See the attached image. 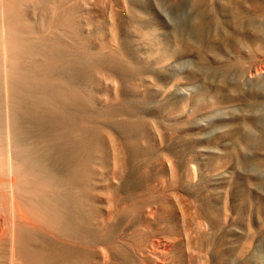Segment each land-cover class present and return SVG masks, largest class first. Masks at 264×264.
Listing matches in <instances>:
<instances>
[{
  "label": "rangeland",
  "instance_id": "rangeland-1",
  "mask_svg": "<svg viewBox=\"0 0 264 264\" xmlns=\"http://www.w3.org/2000/svg\"><path fill=\"white\" fill-rule=\"evenodd\" d=\"M178 1L70 0L71 5L69 4V6L75 4V7H77L75 15L78 32L73 37L66 33V40L74 42V47H78L81 53L91 54L92 52V55L95 56L107 54L104 58L106 60L102 61L106 63L100 64V62H96L97 64H91L90 73L81 85L85 88L81 87V92H79L80 98H84L83 96L86 95L85 99L88 100V103L92 99L90 101L91 105L94 108L99 107L96 109H99V112H105V114H100L95 110L97 113H95L96 116L93 118L96 132L94 152V176L96 178L94 181L98 180L97 184L95 183L94 192V195L97 196H94L96 210L94 223L100 233H102L101 229H105L106 226L107 231L108 226H116L111 244L124 247L131 254L133 253L132 257L137 264H142V259L152 261L155 256L159 259L161 258L160 260H163L164 264H213V262L215 264H257L247 263V261L248 255L251 257L253 254H259V256L264 257V252L259 251L261 247H264V207L262 205L264 204L262 200L264 194L257 187L261 181L257 179L254 181L253 179L251 183L247 180L245 185L250 186L247 187L249 189L248 194L242 190L244 181L237 185H235V182H230L232 175L230 167L232 166L233 157L236 158L237 155L236 160L241 154L246 153L250 156L251 162L255 164L264 154V144L262 146L255 144L253 145L254 147L248 146L250 142L244 135L243 127V124L250 125L253 133L255 132L254 135L256 134L255 136L264 134V90L260 88L261 83L263 84L261 81L264 79V0H201L200 3L186 0L182 4H177ZM67 6V4H62L59 10L65 14ZM47 7L46 33L50 34L51 28L48 29V26L51 22L52 6L49 3ZM236 7L243 12V20L241 22H236L231 17V11ZM199 8L205 9L208 15L214 14L212 18L210 16L207 18L208 15H206L205 20L211 24V28L215 33L220 31L223 32L222 35L224 36L231 35L230 39L233 40L222 46L217 45L214 49L216 54L206 52L205 55L200 56L194 47L184 45L178 41V37L184 32L181 30L182 24L194 22L196 19L195 12ZM31 20V29L35 30L37 16H35L34 12L31 13ZM61 30L66 32L65 27H62ZM258 30L263 32L260 31L259 33ZM234 31L239 33L233 35L232 32ZM31 36H36L35 31L31 30ZM170 54L174 55L175 59L166 63L165 57ZM110 55H113V58L115 57L118 60V65L121 63L120 66L125 64V68L126 66L130 68L128 72L130 77L128 75V78H122L117 73H112L115 71L110 68L111 66L108 67L110 65L108 62L111 61L113 64L117 60L115 61ZM109 56L111 57L110 61L107 59V57L110 58ZM220 59L237 60L243 63L242 72L234 68L227 73H223L219 69L218 61ZM173 64H181L183 69L190 70V74L185 73L184 79L178 82L177 77L179 74L174 71V67L177 66ZM192 68L195 69L192 70ZM203 71L205 75L201 73ZM75 94L76 92L74 91L65 90L64 93H59L54 98L68 100V98H73ZM124 97H128L127 99L125 98L127 101L123 100ZM253 97H257L258 101L255 102ZM122 101L130 107V111H125V113L122 109H119L120 103L125 104ZM109 105L116 111L110 110L108 113L107 109L111 108ZM139 106H142V108ZM102 107L104 110H102ZM98 113L99 115H97ZM120 119L121 121L129 122L138 131L135 142L141 148L140 156L138 155L139 157L132 158L133 160L131 159L130 161L124 145L123 132L118 127H113L115 122L120 121ZM106 121L110 123V126H108L109 123ZM104 123H107V125ZM96 129L99 130L96 131ZM146 146L149 147V151L143 149L147 148ZM251 148L262 149L259 152L256 151L257 154L254 152L255 149ZM108 151L110 152L108 153ZM143 151L146 154H143ZM114 152L118 154L116 155ZM172 155L174 158H171L175 160V171L173 173L168 165L163 166L162 164L164 156L170 157ZM181 155L182 157L180 158ZM146 156H150V158L148 157V159ZM154 156L156 158H153ZM189 157L190 159L192 157L193 160H189ZM137 158L141 159L137 160ZM97 159H101L102 162L97 161ZM128 161L135 165L138 163L137 166L143 181L135 192L121 193L116 189V184L123 177ZM113 166H115V169ZM251 167L256 166L252 165ZM251 169L246 168L240 171L245 173V175L254 176L256 173ZM262 172L264 173V170H261V178L264 177ZM149 173L152 178H148ZM101 174L104 175V177H101L102 179H100ZM107 178L113 179L111 181L109 179V182L106 181L108 180ZM115 180L118 182H115ZM174 184H176V187ZM210 187H215L214 191ZM256 187L257 190H255ZM253 188L255 189L253 190ZM156 189L158 190L157 192ZM138 191L139 194L141 192L140 195ZM253 191L255 192V197ZM222 194L223 196H221ZM104 196L107 197L105 198ZM182 198L193 202L191 203L187 200L188 203L185 202L184 206ZM136 199L141 204H138ZM100 202H103V204L101 205ZM178 203L182 205V208L181 205L179 207ZM189 207H192L190 208L191 210H189ZM149 208L150 210L153 209L152 213L154 215L151 213L153 219L148 215ZM181 211L184 213H181ZM192 211L197 214L195 215L201 221L202 229L199 230L201 236L198 231L199 235L196 234L195 228L190 222L188 223L190 220L182 216V214L191 213ZM140 215L142 216L140 217ZM161 215L162 218L160 217ZM222 218H225V221ZM159 220L164 221L165 224ZM153 221L158 224L161 223L163 226L161 224V226H158ZM184 224L186 228H184ZM187 224H190V227ZM140 225L141 228H139ZM165 225L168 229L164 227ZM130 227H133V229ZM154 227L156 228L154 229ZM251 229L254 230L252 231ZM157 230H159L158 234ZM182 232L183 234H181ZM223 235L225 236L224 238H222ZM159 236L160 238L157 239H163L161 241H164L163 243H165L164 239H169L166 242H171V251H164L166 253L165 256H162L165 253L154 255L150 251V253L152 252L150 255L147 248L149 249L151 241ZM164 236L166 237L164 238ZM177 236H179V240ZM190 236L193 237L190 239ZM172 237L176 240L174 241ZM188 238L189 243H191L189 246L187 245ZM193 238L196 241L192 242ZM232 238L236 239L232 240ZM208 239L211 240V244L206 241ZM195 242H197L196 246ZM152 246L156 247L155 245ZM152 246L151 249H153ZM197 247L199 251L196 249ZM217 247H219V250L215 249ZM114 249L108 264H130V262L123 260L117 249H115L116 251ZM214 249L219 252L217 253ZM172 252H174V255H172ZM167 253H170L169 257ZM183 253L184 255H182ZM224 256L226 257L224 258ZM119 259L121 260L119 261ZM98 261L95 257L94 264H102Z\"/></svg>",
  "mask_w": 264,
  "mask_h": 264
},
{
  "label": "bare ground",
  "instance_id": "bare-ground-1",
  "mask_svg": "<svg viewBox=\"0 0 264 264\" xmlns=\"http://www.w3.org/2000/svg\"><path fill=\"white\" fill-rule=\"evenodd\" d=\"M185 1L186 0H179L177 4H182ZM200 1L201 0H193V3H200ZM49 3L52 6L51 22L48 26L49 27L48 29L51 28V32L50 34H47L46 33V29H47L46 17H47V9H48L47 5ZM62 4L68 5L67 6L68 8L65 14H63L59 10L61 9ZM69 4H70V0H0V264H94L95 257L102 264H108L110 255L113 252L114 248L117 249V252L120 254V256L123 258L124 261L130 262V264L131 263L137 264L132 257L133 253L131 254L130 251H128L127 249H124V247L122 248V247L116 246V244H111L113 241L114 234H115L116 226H113V227L110 226L111 228L108 226V231H107V226H106L105 229L103 230L101 229L102 233H100L94 223L95 217H96L95 215L96 210H95V204H94V196H95L94 192H95V183L98 180L94 181V179L96 178L94 176V160H95L94 152H95L96 132H95L94 124H93V118L94 116H96L95 115V113H97L96 111L99 112L100 110L99 109L96 110L99 107L94 108L91 105L90 101L92 99L89 100L90 104L87 102L88 100L85 99L86 95L83 96L84 98H80L79 92H81V87H83L81 86L83 80L87 78V76L90 73L89 71H90L91 64H94L96 62H100V64L106 63L102 61L106 60L104 58L107 56V54H105L106 56L105 55L95 56V55H92V52L91 54L81 53L78 47L76 46L74 47V42L66 40V37H65L67 36L66 33L73 37L77 35V32H78L77 31L78 24H77L76 15H75L77 13V11H75L77 7H75L76 6L75 4L73 6H69ZM33 12L35 16H37V23L35 26V30L31 29L32 27L31 13ZM206 15H208V13L205 9L203 8L197 9L195 12V16H196L195 21L192 22L191 24H182L181 30L184 32L178 37L179 42H181L184 45L194 47L197 50V54L200 56L205 55L206 52L216 54L214 49L217 47V45L222 46V45H225L233 41L232 39H230L231 35L224 36L222 35L223 32H220V31H217L215 33L214 30H212L211 28V24L205 20ZM213 15H208L207 18L209 16L210 18H212ZM231 17L234 21L241 22L243 20V12H241L240 9L236 7L235 9L231 11ZM177 26L179 27V25ZM62 27H65L66 32L65 31L63 32V30H61ZM31 30L35 31L36 36H33V37L31 36ZM260 31L262 30H258L259 33ZM232 33L233 35H237L239 32L237 33L234 31ZM75 45H77V43H75ZM110 56L113 58V55H110ZM111 57L110 58L107 57L108 61H110ZM113 59L115 61L117 60L115 57ZM173 59H175V56L171 54L168 57L167 56L165 57L166 63L171 62ZM218 62H219V69L223 73H227L229 70L234 69V68L242 72L243 63L237 60H231V59L221 60L220 59ZM108 63L110 64L108 67L111 66L110 68H113V70L115 71V72H112L113 74L117 73L119 77L121 76L122 78H125V77L128 78V75H129L128 72L130 68H128L127 66L125 68L124 67L125 64L124 66L123 65L120 66L121 63H119L118 65V60L116 63L114 62L117 65H115L114 63L112 64L111 61ZM181 64H173L177 66V67H174V71H177L176 73L179 74V76L177 77L178 82H181L184 79L185 73L190 74V70L183 69L181 67ZM194 69L192 68V70ZM201 73L205 75L204 71ZM198 75H199V71H198ZM203 79H204V76H203ZM261 82H263V84L261 83L260 88L264 90V79ZM65 90L74 91L76 92V94L73 98H68V100L54 98L59 93H64ZM126 92H127V88H126ZM82 95L84 94L82 93ZM125 98L127 99L128 97H124L123 100H126ZM253 100L257 102L258 98L253 97ZM122 102L125 103L124 101ZM130 104L132 105V103ZM120 105L121 106L119 109H122L124 112L130 111V107L126 103L125 104L120 103ZM139 107L142 108V106H139ZM102 110H104L103 107H102ZM110 110L113 111L115 109L111 106L110 109H107V112L109 113ZM99 113L105 114V112L104 113L99 112ZM99 113L97 115H99ZM140 121H141V118H140ZM104 124L107 125V123H104ZM108 126H110V123L108 124ZM113 127L114 128L118 127L123 132L124 139H125L124 145L126 147V153L128 156V160L130 161L132 158L137 157L141 152V148L135 142V137L138 135L137 134L138 131L134 128L135 126H133L129 122L121 121L120 119V121L115 122V125ZM243 127H244V135L247 138V140L250 142L248 146L249 145L253 146L254 144L262 146V144H264V134H262V136L260 135L255 136L256 134L254 135L255 132L253 133L252 127L250 125L243 124ZM97 130L99 129H96V131ZM143 149H146V151H149V147L143 148ZM251 149L254 150L255 148H251ZM261 149L262 148H256L254 152L256 151L259 152ZM109 152L110 151H108V153ZM115 154L117 155L118 153H115ZM143 154H146V153L144 152ZM180 154L182 153L180 152ZM122 155L124 156V154ZM146 157L150 158V156H146ZM171 157H173V155L170 157L164 156V159L162 160V164L163 166L168 165L170 168V171L173 173L175 171V166H174L175 160L173 159L174 157L173 158ZM181 157L182 155L180 156V158ZM249 157L250 156H248L246 153L241 154L237 160L235 157H233L232 164L230 163L232 165L230 167L232 171L230 182L231 183L235 182L236 183L235 185H237L238 183L241 184L242 181H244V187L242 190L248 193L249 189L247 187H250V186H246L245 183H247V180L252 183L253 179L254 181L255 179H257L261 181L259 182L257 187H259V189H261V191L264 194V177L263 178L260 177L261 170L262 171L264 170V154L261 156L260 160L257 159L258 160V162H256L257 164L256 163L253 164L254 162L252 163ZM153 158H156V157L154 156ZM138 159L139 158H137V160ZM191 159L193 160L192 157ZM191 159L189 157V160ZM97 161L102 162L101 159H97ZM129 161L127 162V168H126V171L123 177L121 178L120 182L116 184L117 185L116 189L120 191L121 193L135 192L140 187L143 181L142 176L140 175V172H139V167L137 166L138 163L135 165L134 163H131ZM252 165L253 166L255 165L256 167H251ZM113 167L115 169V166ZM121 168H122V165H121ZM246 168H249L255 171L256 174L254 176H251L250 174L245 175V173L240 171ZM253 171L251 172L253 173ZM150 173H149L148 178L152 176L150 175ZM175 173L177 174V172ZM113 174H114V170H113ZM95 175L97 174L95 173ZM262 175L264 176L263 172H262ZM101 177H104V175L100 176V179H102ZM173 178L175 177L173 176ZM107 179L108 180L106 181H109L110 178H107ZM112 179H110V181ZM115 182H118V181L115 180ZM112 183L114 184V182ZM194 183L196 182L194 181ZM99 184L102 185V183L100 182ZM174 186L176 187V184H174ZM194 186L193 188L196 187ZM257 187L256 189L253 188V190L254 189L257 190ZM210 188L212 189V191H214L215 189V187L214 188L210 187ZM146 189H147V185H146ZM225 189L228 191L227 188ZM157 191L158 190L156 189V192ZM198 193H196V195H198ZM138 194H139V191H138ZM221 196H223V194ZM177 197H180V196H177ZM254 197H255V192H254ZM262 198L264 202V195ZM184 200H183L184 203L183 202L182 203L185 206L186 204L185 202H187L188 199H186L185 201ZM136 202L138 203L137 199H136ZM188 202H191V201L188 200ZM102 204L103 202L101 203V205ZM178 205L180 207L181 204L178 203ZM262 205L264 207V204ZM150 208L148 210V215L151 218L152 217L151 213L153 212V209L150 210ZM156 208L154 209L156 210ZM181 208H182V205H181ZM190 208L192 207H189V210H191ZM154 213H157V212H154ZM181 213H184V212L181 211ZM191 213L186 212L185 214H182V216L187 217V219L190 220L188 221V223L190 222V224L195 228L196 234H198L197 231L199 232V230L202 229L201 221L196 216L197 215L196 213H195L196 215L193 213V211ZM245 214H246V211H245ZM152 215L154 214L152 213ZM141 216L142 215H140V217ZM160 217L162 218V215ZM216 219H217V216H216ZM153 222H156V221H153ZM160 224H158V226H161V225L163 226V224L161 225ZM166 225L164 226L165 228H167ZM189 225L188 227H190ZM184 226H185L184 228H186L185 224ZM142 227L144 226L142 225ZM156 227H154V229ZM130 228L133 229V227H130ZM139 228H141V225L139 226ZM194 228H193V231H194ZM159 230H157V234L159 233ZM229 230L231 229L229 228ZM251 230L253 231L254 229H251ZM231 231L233 232V230ZM165 232H168V231H165ZM183 232L181 234H183ZM200 233L201 232H199V234ZM234 236H231V237H234ZM165 237L166 236H164V238ZM177 237L179 240V236ZM192 237L190 236V239ZM224 237L225 236L223 235L222 238ZM157 238H160V236L156 237V239H153L152 241L150 240L151 241L150 248L149 249L147 248V250H149V253L150 251H152L154 255H161L158 253H165L164 251L167 252L168 250H170L171 242L170 243L166 242V240H169V239H164L165 243H163L164 241L161 242L163 239L159 240ZM172 238L174 239V237ZM222 238L220 237V239ZM235 239L232 238V240H235ZM175 240L176 239H174V241ZM188 240L189 238L187 239V241ZM194 241L196 240L193 238L192 242ZM206 241H208L211 244V240L208 239ZM188 243H187L188 246L191 245V243L189 244ZM196 243L197 242L194 243L195 246H196ZM152 245H155L156 247H153ZM151 246L153 247V249H151ZM196 249L198 250V247ZM207 249H208V245H207ZM215 249L219 250V247ZM259 251L264 252V247H261ZM202 252L204 251L202 250ZM218 252L219 251H217V253ZM220 252H223V251H220ZM142 253H140V255H142ZM170 253H167L168 257ZM172 253H173L172 255H174V252ZM165 255L166 253L162 256H165ZM182 255H184V253ZM151 257H154V256H151ZM155 257H154V260L152 261L142 259V264H164L165 263L163 260H160L161 258L159 259L158 257L157 258ZM225 257L226 256H224V258ZM166 259H170V258H166ZM120 260L121 259H119V261ZM247 263L264 264V257H261V255L259 256V254H256V255L253 254L251 257H249L248 255ZM213 264L215 263L213 262Z\"/></svg>",
  "mask_w": 264,
  "mask_h": 264
}]
</instances>
